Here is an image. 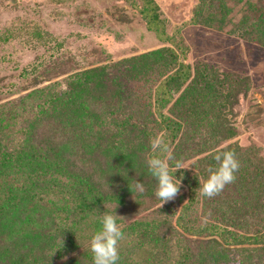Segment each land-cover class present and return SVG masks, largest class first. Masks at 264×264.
I'll list each match as a JSON object with an SVG mask.
<instances>
[{
	"label": "rangeland",
	"instance_id": "rangeland-1",
	"mask_svg": "<svg viewBox=\"0 0 264 264\" xmlns=\"http://www.w3.org/2000/svg\"><path fill=\"white\" fill-rule=\"evenodd\" d=\"M152 1L172 44L159 40L146 28V18L139 13L144 0H0V148L12 151L31 144L60 165L70 163L74 167L72 177L84 178L107 190L109 184L103 172L92 168L82 156L89 129L100 123L96 110L83 102L96 91L102 78L115 74L120 84L130 89L127 97L131 106L121 109L120 114L106 115L103 122L111 126L115 118L129 119L138 127L143 142L139 146L124 144L119 136L126 131L120 130L118 144L130 150L127 159L138 157L136 151H152V140L164 134L155 110L154 88L176 66L166 58V49L179 44L185 49L179 61L189 67V75L186 82L171 90L172 99L162 102V113L171 120L186 118L182 134L186 131L185 135L193 138L197 150L204 141L214 140L217 149L235 153L239 167L241 162L246 163L248 153H254L253 147L264 156V43L254 35L245 39L238 34L242 23L243 30L250 32L261 26L264 0H220L209 22H203L204 9L196 10L201 0ZM50 36L54 40L48 42ZM56 42L60 47L53 52ZM113 65H117L114 71ZM32 66L37 69L28 70ZM46 92L62 97L54 106L38 107L37 96L42 102L48 98ZM193 121L196 127L191 125ZM189 126L191 129H187ZM177 149L176 144H168L167 151L174 157L171 163L179 161L188 167L175 175L184 172L191 176L196 172L197 157L188 152L187 158L183 148V154L177 155ZM236 173L238 169L234 181L210 198L200 196L199 186L191 191L190 185L181 180L177 195L161 205L154 195L155 183L141 182V193L135 189V182L114 180L110 175V185L127 191L139 202L134 218L164 221L158 232L169 240L171 256L160 264H175L179 258L178 237L191 249L192 264H242L239 254H220L219 248L213 249L210 242L221 240L218 234L206 230V226L225 223L220 216L222 210L238 218L250 215L248 202L240 198L236 188ZM37 212L36 217L42 214ZM23 213L16 217H23ZM247 225L228 228L236 233L251 232L253 225ZM11 230L10 223L0 227L3 250L9 247ZM16 234V247L29 259L35 256L48 260L45 264H80L82 259L88 264L83 252L89 250V239L78 241L76 248L56 258L58 241L49 240L48 231L41 228L24 238H19L20 232ZM34 235H39V241ZM259 248L255 258L264 264V246ZM213 250L214 260L209 261ZM151 251L150 242L138 251V256L142 260Z\"/></svg>",
	"mask_w": 264,
	"mask_h": 264
},
{
	"label": "trees",
	"instance_id": "trees-1",
	"mask_svg": "<svg viewBox=\"0 0 264 264\" xmlns=\"http://www.w3.org/2000/svg\"><path fill=\"white\" fill-rule=\"evenodd\" d=\"M216 2L221 1L201 0L196 6V10H205L206 19L203 22L211 20L209 16L212 15ZM131 4L135 10H138L136 4L133 2ZM143 5L139 9V13L146 18V28L154 32L159 40L172 44L173 41L164 33L163 25L159 21L156 3L152 0H144ZM243 28L244 23L240 25V32H238L241 37L249 39V37L252 38L250 35H254L256 39L264 43V19L261 21V26L252 32L244 31ZM49 38L48 42L54 40L52 36ZM59 47L60 44L56 42L52 45V51L56 52ZM176 48L166 49V58L174 62L176 66L159 80L154 88L153 97L155 110L163 125L164 134L162 137L165 147L168 148V144H176L178 149L174 151L175 154H183V148L187 158L190 156L188 152H192L194 157H197L196 172L191 176H187L184 172H182V177L179 175L181 180L190 185V189L193 191L195 187L199 186V182L206 178L208 169L215 166L213 155L218 151L226 150L217 149L215 141L210 139L204 141L203 147L197 150L194 147L193 138L190 135L186 136V131H184V135L182 134L183 128L186 126V118L179 116L175 120H171L162 113V102L171 100L173 97L171 90H175L181 83L186 82L189 75V67L179 61L180 53L185 52V49L179 44H176ZM116 67L117 65H113L111 70L114 71L113 69ZM36 69L35 66H32L28 70L35 71ZM108 73H110V69ZM209 84H211V80L206 85ZM126 85H121L115 74H111L110 77L102 78L96 85V91L90 92L83 102L84 106L96 110V117L99 116L100 123L94 124V127L89 129L82 156L85 161H90L92 168L103 172L104 181L109 184L107 190L103 189L100 184L87 181L84 178L72 177L70 173L73 172L74 167H71L70 163L60 165L51 155H46V152L42 153L31 144L26 143L25 147L12 151L0 148V227L9 223L13 227L8 235L11 238L9 247L3 250L2 244L0 245V264H42L43 261L45 264L48 262L43 258L41 261L35 256L29 259L22 254L14 240L17 231L20 232L19 238L29 236L41 228L48 231L47 238L58 241L56 243L58 247L55 248L57 252L55 257L57 258L63 256V251L76 248L78 241L90 239L91 235L100 228V217L105 212H112L113 209L117 215V225L122 229V239L118 242L117 264H160L171 256L169 240L161 237L158 232V228L163 225L164 221L150 217L134 218L133 213L139 206V202L136 199H131L127 191L110 185L113 183L110 175L114 180L127 179V183L136 181L155 183L147 171L145 160L149 155L164 154L148 150L138 154L136 151L138 157L127 159L130 150L118 143L123 141L126 145L138 144V146L143 143L138 127L129 119L115 118L111 121V126L108 124L106 126L103 122L106 115H111L114 112L119 113L121 109L125 111L123 108L127 109L131 106L130 99L127 97L131 91L126 89ZM46 95L48 98L42 102L37 96L35 102L38 107L41 105L54 106L62 97L60 93L56 92H46ZM191 125L196 127L194 121L191 122ZM187 129H191V126ZM120 130L126 131V134L122 133V136L121 134L119 136ZM118 136L120 142H118ZM253 151L254 153L246 155L248 157L245 156L246 163L241 162L243 170H240V166L239 173H236L238 175L236 188H239L240 198L248 202V207L251 210L250 215L242 214L238 218L233 213L229 215L228 210H222L220 216L226 219L225 225L206 226V230L218 234L221 240V242L212 240L210 246L213 249L219 248L220 254L228 253L233 256L239 254L242 264H260L255 256L260 253L261 248L259 247L264 246V230H262L264 227H260L264 226V156L260 155L259 148L253 147ZM125 160L127 161L125 166H120ZM175 173L173 174L175 175ZM21 211H24L23 217H16ZM35 212H42V214L36 217ZM247 220H250L251 224L246 222ZM181 223L183 228L188 229L184 222ZM247 224L253 225L254 229L251 232L236 233L228 228L230 225L247 228ZM15 239L17 240V238ZM34 239L39 241V235H34ZM177 241L180 255L175 264H192L191 249L180 237L177 238ZM150 242L153 243L154 251L141 260L138 251L146 248ZM228 243L238 246L227 248V245L224 244ZM83 257L88 264H92V254L89 250L83 252ZM214 257L213 250L208 260L213 261ZM79 262L84 264L82 259ZM202 264L209 263L206 261Z\"/></svg>",
	"mask_w": 264,
	"mask_h": 264
},
{
	"label": "clouds",
	"instance_id": "clouds-1",
	"mask_svg": "<svg viewBox=\"0 0 264 264\" xmlns=\"http://www.w3.org/2000/svg\"><path fill=\"white\" fill-rule=\"evenodd\" d=\"M151 149L153 153L166 154L149 155L145 160L147 171L155 181L154 195L161 205L172 200L179 191L182 173L181 177L173 173L188 166L179 161L174 165L171 163L174 157L167 151L163 137H155ZM213 160L215 166L208 169L206 178L199 183V193L203 198L218 194L226 184L232 183L239 168V162L232 151H218L213 155ZM135 189L141 193L144 191L140 181L135 182ZM116 216L113 209L112 212H105L100 217V228L89 239L92 264H117L118 242L122 239V229L117 225Z\"/></svg>",
	"mask_w": 264,
	"mask_h": 264
}]
</instances>
